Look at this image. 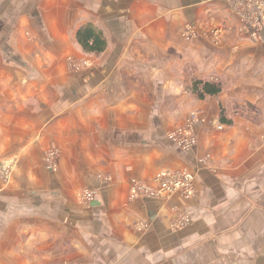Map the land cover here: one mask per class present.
<instances>
[{
	"label": "crops",
	"instance_id": "0c3cea01",
	"mask_svg": "<svg viewBox=\"0 0 264 264\" xmlns=\"http://www.w3.org/2000/svg\"><path fill=\"white\" fill-rule=\"evenodd\" d=\"M250 13L247 0H0V165L13 166L0 264H264V24L245 26ZM87 23L104 52L76 40ZM195 80L223 90L198 99ZM191 111L184 151L168 135ZM161 170L193 172L196 195L132 198V178Z\"/></svg>",
	"mask_w": 264,
	"mask_h": 264
},
{
	"label": "built area",
	"instance_id": "2783aa9c",
	"mask_svg": "<svg viewBox=\"0 0 264 264\" xmlns=\"http://www.w3.org/2000/svg\"><path fill=\"white\" fill-rule=\"evenodd\" d=\"M248 6L254 9V13L246 16L245 26L258 23L264 17V0H247ZM264 23V22H263ZM194 29L192 25L185 33L187 37H193ZM201 122L200 115L197 111H191L186 122L176 125L169 133L168 137L171 142L179 146L184 151H191L197 147L198 135L196 128ZM57 152L53 150L48 154L46 162L48 167L53 170L56 167ZM11 173V167L5 166L0 169V177L7 180ZM196 176L188 170H178L172 172L169 170H161L155 175L153 183L143 182L137 178H132L130 181V193L132 198H150V199H165L180 194L186 200L192 199L196 195L195 189ZM96 194L95 191L84 189L79 193L82 203H91Z\"/></svg>",
	"mask_w": 264,
	"mask_h": 264
},
{
	"label": "trees",
	"instance_id": "16d2710c",
	"mask_svg": "<svg viewBox=\"0 0 264 264\" xmlns=\"http://www.w3.org/2000/svg\"><path fill=\"white\" fill-rule=\"evenodd\" d=\"M76 40L83 48L84 52L91 54H100L104 52L108 46V41L104 36V32L98 27L91 23L81 25L76 32ZM192 86L193 92L196 94L198 99L205 100L207 96H216L223 90V83L195 80ZM222 122L227 120L222 115Z\"/></svg>",
	"mask_w": 264,
	"mask_h": 264
},
{
	"label": "rangeland",
	"instance_id": "374dc122",
	"mask_svg": "<svg viewBox=\"0 0 264 264\" xmlns=\"http://www.w3.org/2000/svg\"><path fill=\"white\" fill-rule=\"evenodd\" d=\"M260 23H262V24H264L263 22H264V17H263V19L261 20V21H259ZM192 27H193V29H194V36L195 35H197V30L196 29H199V28H197V25H192ZM185 33L187 32V30L186 31H184ZM184 36V35H183ZM186 37H187V35H186ZM188 38V37H187ZM70 60H71V58H70ZM72 65H73V67L74 68H80V66L79 65H81L80 63H74V62H72ZM86 65V64H85ZM53 150H55L56 152H57V150L56 149H53ZM53 150H49L47 153H46V155H45V159H44V164L47 166V168L48 169H50L49 167H48V165H47V162H46V158L48 157V154L50 153V152H52ZM57 157H58V152H57V156H56V160H57ZM56 160H55V163H56ZM10 166L11 167V173H10V175H12V172H13V166H12V164L11 163H7V164H4V165H0V169L1 168H4L5 166ZM56 167H57V163H56ZM55 167V168H56ZM51 170V169H50ZM54 170V169H53ZM52 170V171H53ZM0 179H2L3 181H6V180H4L2 177H0ZM85 189V188H84ZM82 191H84V190H82ZM82 191H80V192H82ZM79 192V193H80ZM79 195V194H78ZM79 199H80V197H79Z\"/></svg>",
	"mask_w": 264,
	"mask_h": 264
}]
</instances>
